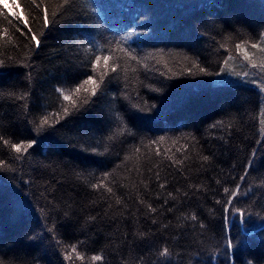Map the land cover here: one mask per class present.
I'll return each mask as SVG.
<instances>
[{
  "label": "trees",
  "instance_id": "1",
  "mask_svg": "<svg viewBox=\"0 0 264 264\" xmlns=\"http://www.w3.org/2000/svg\"><path fill=\"white\" fill-rule=\"evenodd\" d=\"M0 264H264V0H0Z\"/></svg>",
  "mask_w": 264,
  "mask_h": 264
},
{
  "label": "snow or ice",
  "instance_id": "2",
  "mask_svg": "<svg viewBox=\"0 0 264 264\" xmlns=\"http://www.w3.org/2000/svg\"><path fill=\"white\" fill-rule=\"evenodd\" d=\"M43 22H44V27L47 28L49 26V20H48V16H47V9H45L44 21ZM25 27H28L29 28V31H31V28L27 24V22H25ZM32 40L36 42V46L38 47L40 41H39V39L37 38V36L35 34L32 35ZM236 47L239 50L241 48V45L238 44ZM252 47L255 48V47H257V45L256 44H253ZM97 59H99V57H97ZM104 60L107 61L108 60V57L105 56L104 57ZM204 71L205 70L202 68L201 69V72H204ZM83 83L84 84H95L96 82L93 80V77L90 75V76H88V78ZM97 87H98V85H97ZM56 91L57 92H61V94L63 95L62 90L60 88H57ZM76 91L79 92L80 91V88H77ZM92 94L95 95V88L93 89V93ZM20 98H22V97H20ZM64 99L67 100V99H69V97L67 95H64ZM47 122L48 121L45 118L42 121V124H46ZM4 143L5 144H8L9 141L4 140ZM37 143H38V141L36 139H32L31 141H29V142H27L25 144H16V143H13V144H11V147L18 154L19 153H22V152L27 153L29 149H34L35 146L37 145ZM17 158H19V157H17ZM203 159L205 161H207L208 160V157L207 156H204ZM177 163H179V161H177ZM250 165H251V162H249V166ZM107 176H108V174L105 173V177H107ZM240 179L241 180H244L245 177L244 176H241ZM100 186H103V185H100ZM92 187L93 188H96V187H98V185L93 184ZM240 187L241 186L239 184L236 185V190L231 191V193L228 196V199H227L226 202L217 201V203H224L223 211H224V228L225 229H228V228H230L232 226V219H233V217H238L241 224H244V223L247 222L245 211L242 210V209H240V208L234 207L235 202H236V200H237V198H238V196L240 194ZM107 191L108 192H111L112 189L111 188H107ZM229 191L230 190L228 188H224V192L226 194H228ZM151 210L152 211H155V209H151ZM193 219H195V217H193ZM228 247L229 248H232L233 247L232 244H231V242H229ZM73 251H75V246H73ZM160 255L161 256H167L168 255V249L167 248L163 249V251L160 252ZM101 259H102V257L99 256V255H96V256H93L92 257V260L93 261H99Z\"/></svg>",
  "mask_w": 264,
  "mask_h": 264
}]
</instances>
